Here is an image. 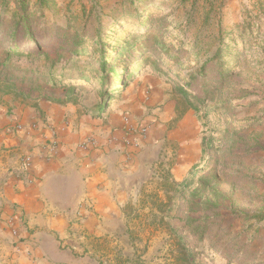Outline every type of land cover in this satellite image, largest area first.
Returning a JSON list of instances; mask_svg holds the SVG:
<instances>
[{
	"label": "rangeland",
	"instance_id": "1",
	"mask_svg": "<svg viewBox=\"0 0 264 264\" xmlns=\"http://www.w3.org/2000/svg\"><path fill=\"white\" fill-rule=\"evenodd\" d=\"M211 1L223 7L215 19L219 25L208 31L228 35L226 53L237 60L227 80L216 73L202 78L207 94L200 86L187 89V98L176 90L217 44L193 23L196 11L183 10L180 0H135L127 9L121 0H57L65 9L57 21L34 19L32 30L45 29L44 42L29 45L27 38L20 44L49 56L10 57L8 70L0 65V93L9 87L8 95L41 112L36 117L42 123L63 111L66 126L87 128L77 150L112 146L122 134L126 157L113 160L111 177L134 194L127 208L133 230L116 246L103 245V256L85 264H264V222L242 225L233 217L264 211V0ZM5 9L20 11L19 0L0 2V53L12 45L18 21ZM22 33L18 28L19 40ZM123 46L129 48L113 61ZM199 95L201 107L192 109L191 97ZM100 103L101 110H94ZM204 137L212 143L200 162ZM199 177H214L227 197L206 213L211 220L203 241L185 227L188 216L200 215L188 209L195 184L186 192L173 190ZM173 229L185 242L180 244Z\"/></svg>",
	"mask_w": 264,
	"mask_h": 264
},
{
	"label": "crops",
	"instance_id": "2",
	"mask_svg": "<svg viewBox=\"0 0 264 264\" xmlns=\"http://www.w3.org/2000/svg\"><path fill=\"white\" fill-rule=\"evenodd\" d=\"M33 110L0 93V264H85L133 230L134 194L111 177L126 157L122 134L84 153L87 128L66 126L63 111L42 123Z\"/></svg>",
	"mask_w": 264,
	"mask_h": 264
},
{
	"label": "trees",
	"instance_id": "3",
	"mask_svg": "<svg viewBox=\"0 0 264 264\" xmlns=\"http://www.w3.org/2000/svg\"><path fill=\"white\" fill-rule=\"evenodd\" d=\"M4 1L7 5L8 0H0V2ZM96 4L100 3L103 0H92ZM122 6L127 9L130 7H134L135 0H121ZM21 10L20 11H14L11 13L7 9H5V13L7 16L11 18V20L18 19V21L15 23L14 27L15 29L10 33V39L12 41V45H8V47L3 48L1 50L0 56L2 59V62L0 63L3 70H8L10 68L8 66V59L10 57H17V58H30L34 55H41L48 57L47 54L48 51L36 47L32 48L29 45L34 44V41L42 40V43L44 42V36H45V29H41L40 31L33 32V26H34V19H38L37 15L39 16L40 20L42 22H46V25H50L51 21L49 22L47 20V17L54 18L55 21H57L60 17V14H63V11L65 10L62 6H59L57 0H19ZM218 5V6H217ZM189 7H192V10L196 11L198 15V19L195 17L192 19L193 23L200 24L203 28L201 30H205L208 32L209 36L217 41V44L214 47V51L212 54L207 55L206 58H204L200 64V66L195 67L191 73L189 74V80L188 82L184 84H177L176 90L179 92V94L182 95L183 98H187L188 96V90L190 87L193 86H200L204 88V93H209L208 89L205 88L207 86V82L203 81L202 78L206 77V74H212L216 73L221 80H227L229 76L232 73V64L236 62V58L232 57L231 55L227 54L226 49L229 47V44L224 43V39L228 35H222V31H218L216 34L215 32L208 31L213 27L218 26L216 22V18L219 17V12L221 8L223 7L222 1L220 4H217L215 1L211 0H180V7L185 10ZM66 14V13H64ZM70 15V14H68ZM33 19V20H32ZM39 20V19H38ZM20 28V30L23 32L20 40L18 37H16V32ZM49 28V27H48ZM44 31V32H43ZM42 34V35H41ZM97 37L101 36V33L96 35ZM243 36V33H241V37ZM29 38L30 42L29 45H25L22 47L21 40ZM39 39V40H38ZM32 40V42H31ZM101 40V39H100ZM119 41L118 39L116 42ZM114 45H118L117 43H114ZM38 46V45H36ZM125 48L128 49L129 47H121L119 54L115 57L113 61H116L118 57L122 56L125 52ZM3 57V58H2ZM207 70L208 71L207 73ZM48 75L52 76L51 82L54 83V87L56 88L55 84V75L53 72L48 73ZM67 91V88H66ZM3 94H12L13 90H10L9 87L7 89L1 91ZM16 96H22L21 93H14ZM66 96L67 101H71L73 98L71 97V92L67 91V94L64 93ZM109 98H113V96H109ZM191 99L194 101V103H189V106L192 109L197 110L199 105L201 103L200 95L199 96H193ZM103 103H100L99 105L95 106L96 111L101 110ZM97 114V113H93ZM212 143V139H206V137L202 138L201 140V150H200V158L199 161H204V156L207 153V150L209 149L210 145ZM199 162V163H200ZM197 165H194L191 168V171H194ZM193 174V175H192ZM192 176H194V173H191ZM195 184V187L193 189H189L188 196H189V213H200L199 216L193 217L188 216L185 220V227L189 228L193 236L197 237L199 240L203 241L207 230L209 228L208 222L211 220L209 216L206 215L207 212L213 211L219 208V206L227 201V197L222 194L218 188L216 181L214 177H199L194 182V179L191 178L190 182H182L174 187L175 192H186V188L190 185ZM233 217L238 220L242 225L245 224H251L253 222L263 221L264 222V211H258V212H235L233 213ZM173 234H177L178 239L181 242H185L186 237L180 236L179 232L175 229L172 230ZM196 240V239H195ZM243 256L251 258L253 255L250 251H243ZM196 255L191 256V261L195 259ZM228 260H232L233 256H228ZM193 264V262H191Z\"/></svg>",
	"mask_w": 264,
	"mask_h": 264
},
{
	"label": "built area",
	"instance_id": "4",
	"mask_svg": "<svg viewBox=\"0 0 264 264\" xmlns=\"http://www.w3.org/2000/svg\"><path fill=\"white\" fill-rule=\"evenodd\" d=\"M16 129L19 130L20 127L16 126ZM45 148L46 149H50L52 151V150L56 149V145L54 143H49V144L45 145ZM22 164H23V168L24 169H27L28 167H30L31 166V156L30 155H25L22 158Z\"/></svg>",
	"mask_w": 264,
	"mask_h": 264
}]
</instances>
